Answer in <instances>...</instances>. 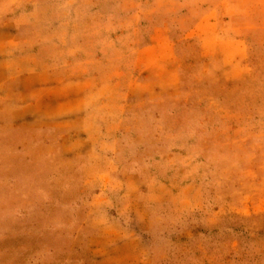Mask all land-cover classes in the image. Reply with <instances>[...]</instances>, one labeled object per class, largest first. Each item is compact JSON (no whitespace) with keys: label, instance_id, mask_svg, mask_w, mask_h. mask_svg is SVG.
<instances>
[{"label":"rangeland","instance_id":"1","mask_svg":"<svg viewBox=\"0 0 264 264\" xmlns=\"http://www.w3.org/2000/svg\"><path fill=\"white\" fill-rule=\"evenodd\" d=\"M0 264H264V0H0Z\"/></svg>","mask_w":264,"mask_h":264},{"label":"crops","instance_id":"2","mask_svg":"<svg viewBox=\"0 0 264 264\" xmlns=\"http://www.w3.org/2000/svg\"><path fill=\"white\" fill-rule=\"evenodd\" d=\"M109 171H110V169H109ZM109 171H107V173L109 172ZM104 174H106V173H104ZM123 188V187H122ZM107 201V199L106 198H102V200L100 201V202H106ZM99 203V201L98 200H94L93 199V214H94V207L97 205ZM101 204V203H100ZM104 204V203H103ZM123 212L121 211V214H119L120 216L117 218L118 220H123ZM108 215H109V213H108ZM111 215H113V214H111ZM111 217H113V216H111ZM95 217L93 216V219H94Z\"/></svg>","mask_w":264,"mask_h":264}]
</instances>
